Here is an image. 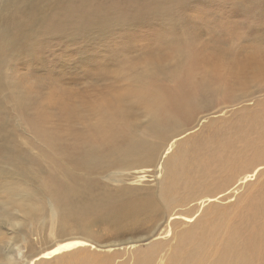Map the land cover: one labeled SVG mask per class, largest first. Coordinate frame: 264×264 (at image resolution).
Returning <instances> with one entry per match:
<instances>
[{"label": "rangeland", "instance_id": "obj_1", "mask_svg": "<svg viewBox=\"0 0 264 264\" xmlns=\"http://www.w3.org/2000/svg\"><path fill=\"white\" fill-rule=\"evenodd\" d=\"M158 1L167 0H0V170L6 171L5 178L0 176V209L9 196L26 197L34 206L23 219L21 212L12 209L7 217L0 216V264H26L37 253L72 237L85 238L95 247L85 245L39 264H138L148 241L135 242L137 246L132 248L126 243L150 234L153 222L139 221V226L121 228L109 222L111 204L149 194L161 202L162 159L154 163L156 169L146 166L145 170H154L153 175L146 172L144 178L130 183L126 175L133 170L121 169L119 161H111L105 147L100 146L97 155L88 153L89 147L79 138L84 127L78 111L107 103L114 90L121 91L122 83L119 88L118 84L123 77L118 69L131 61L170 60L174 47L187 49L193 56L227 39L246 48L264 47L263 0H168L175 10L170 18L173 24L147 8ZM123 7L127 9L116 13ZM263 79L243 82L224 103L215 97L207 121L196 127L190 122L171 142L185 138L182 148L196 151L209 134L227 141L225 135H233L240 126H248L250 137L257 140V118L264 119ZM150 82L163 87L169 84L159 76ZM20 97L25 99L22 106L16 104ZM201 102L203 105L204 100ZM253 121L256 131L251 132ZM209 153L211 150L206 155ZM244 160L242 166L247 163ZM263 180L264 169L227 199L211 202L217 215L214 220H219L216 230L233 238L230 250H244L249 264H264V245L256 248L245 211L246 205L254 204L249 198L264 192ZM214 182L218 181H211L208 187ZM202 190L192 186L185 195L202 197ZM207 207L200 205L196 219L206 214ZM185 208L169 204L166 214ZM194 222L177 229L186 230ZM245 228L250 230L246 236L240 233ZM105 245L107 250L99 248ZM222 248L229 250L228 246ZM201 251L194 245L174 248L169 241L158 252L164 260L174 258L176 264H205V260L199 261Z\"/></svg>", "mask_w": 264, "mask_h": 264}, {"label": "bare ground", "instance_id": "obj_2", "mask_svg": "<svg viewBox=\"0 0 264 264\" xmlns=\"http://www.w3.org/2000/svg\"><path fill=\"white\" fill-rule=\"evenodd\" d=\"M170 2L168 0L158 1L147 8L160 19H169V24H173L170 18L174 16L175 10ZM142 4L140 3V7H143ZM177 4L179 5V3ZM262 4L261 12L263 13L264 0ZM116 7H114L115 10ZM125 9L127 7H123V10L117 9L116 13L124 12ZM97 13L95 12L96 16L99 15ZM82 23L90 25L86 21ZM87 28L89 27L87 26ZM227 40L228 42H222L216 48L210 50L205 48L193 56H189L187 49L174 47L170 51L173 56V59L170 60L131 61L128 66L118 69L120 77H123L119 84L117 78L113 80L115 85L118 84V88L122 83L121 91L114 90L116 92L107 103L100 102L99 105L95 104L90 109L81 108L78 111L81 124L84 127V133L82 131L83 135L80 134L79 138H83L82 144L89 147L88 153L97 155L98 148L105 147L109 150L108 155L111 156V161H119L122 165L121 169L130 168L133 170L129 175H126L131 178L130 183H136L138 179L144 178L146 172L153 175L154 170H145L146 166L156 169L154 163L162 159L164 166L159 170H164L165 180H160L163 197L161 202L149 194L141 198L129 199L120 205L111 204L112 215L109 222L118 224L121 228L132 227L139 221L140 223L141 221L143 223L153 222V230L150 234L142 238L135 237L129 241H122L123 243L128 241L126 247L131 248L137 246L135 242L138 244L142 240L148 241L149 245L142 250L138 264H166L167 261L168 264H176L174 258L167 256L164 260V255L158 252L169 241H172L174 248L194 245L196 248L202 249L199 261L205 260V264L250 263L249 259L245 257L244 250L237 252L230 250L234 242L231 236H221V232L216 230L219 220H214L217 215H215L216 210L211 209V202L227 199L240 185L260 174L264 169V119L257 118L259 128L257 140L250 137L248 126H240L235 129L236 133L233 135H225L227 141H219L214 135L208 133L207 136L206 133L207 138L205 137V139L207 140L203 145L201 144L202 146L199 145L196 151L195 149L190 151L189 148L186 150L182 148V143L185 145V141H187L185 138L171 142L174 137L186 129L190 122L193 123L192 127H196L207 121L209 110L214 108L217 101H213L215 97L224 103L228 98L233 97V91L237 90L243 82L250 78L253 81L264 78V47L246 48L237 44L238 42ZM187 73H189V77ZM155 76H159L169 84H165L164 87L152 84L150 79ZM201 100H204L203 105ZM24 103L25 99L22 100V97L16 102L18 106H22ZM251 124V132L256 131V123L253 121ZM88 128L91 129V132H88L90 130ZM193 137L195 134L191 136V138ZM167 145L168 147H166ZM170 149H172L171 152L167 153ZM209 150H211V154L209 153L208 156L206 154ZM248 152L251 154L246 158ZM119 156H127L128 160ZM101 158H97V161ZM173 158L175 159L172 161ZM243 158L247 163L242 166ZM240 165L242 168L238 170L237 167ZM0 176L5 178L6 171L1 169ZM214 180L218 182H214L212 187H208V184L210 185ZM192 186L203 189L202 197L191 198L185 195V192ZM8 189L9 187L5 185L4 190ZM262 192L258 198L255 196L249 198L251 202H254L252 206H245L246 214L251 221V225L248 227L255 233L256 248L264 245V192ZM200 198H202L201 201ZM169 204L179 205V207L186 206V208L183 209L184 211L166 214ZM2 205L0 216L7 217L10 214L7 213L8 210L12 209L13 212H21L22 219L26 218L34 207L26 197L16 199L11 196ZM200 205H208V207L204 212L206 214H202L196 219L195 213ZM52 211L54 212V210ZM185 211L189 215H184ZM52 215L55 214L52 213ZM14 219L21 221L17 217ZM189 222H194L190 228L177 229L180 224L185 225ZM244 225L246 226V224ZM191 226L193 227L191 228ZM250 230L248 228L241 229L240 233L246 236ZM81 238L72 237L67 241L53 245L54 247L51 249L43 250L29 258L26 264H39L45 258H51L59 253L85 245L95 247L87 243L85 241L87 239ZM106 246L99 248L107 250ZM224 246H228L229 250L223 249ZM58 249H60L59 252ZM154 256L157 258L156 261L153 259ZM9 263L8 261L6 264Z\"/></svg>", "mask_w": 264, "mask_h": 264}, {"label": "snow or ice", "instance_id": "obj_3", "mask_svg": "<svg viewBox=\"0 0 264 264\" xmlns=\"http://www.w3.org/2000/svg\"><path fill=\"white\" fill-rule=\"evenodd\" d=\"M69 247H70V246H69ZM57 251L59 252V251H60V249H58ZM49 255H51V254H49Z\"/></svg>", "mask_w": 264, "mask_h": 264}]
</instances>
